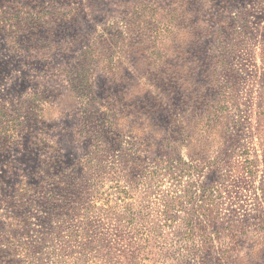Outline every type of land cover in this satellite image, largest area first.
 Segmentation results:
<instances>
[{"label": "rangeland", "instance_id": "374dc122", "mask_svg": "<svg viewBox=\"0 0 264 264\" xmlns=\"http://www.w3.org/2000/svg\"><path fill=\"white\" fill-rule=\"evenodd\" d=\"M209 238L264 264V0H0V264Z\"/></svg>", "mask_w": 264, "mask_h": 264}, {"label": "trees", "instance_id": "16d2710c", "mask_svg": "<svg viewBox=\"0 0 264 264\" xmlns=\"http://www.w3.org/2000/svg\"><path fill=\"white\" fill-rule=\"evenodd\" d=\"M253 167H254L253 161H250L247 158V162L245 165V172H247L249 175L252 174ZM209 217H210V223L208 222L209 224H212V226H214L215 224H218V223H214L216 215H209ZM204 228H205V225L202 226V230ZM211 239L212 238H209L208 242H205L206 245L203 246V251L205 252L208 258H212L214 260V264H223V262L225 261V257H226L225 256L226 250H224L223 248L215 250L213 241ZM211 253H217V254L212 255Z\"/></svg>", "mask_w": 264, "mask_h": 264}]
</instances>
